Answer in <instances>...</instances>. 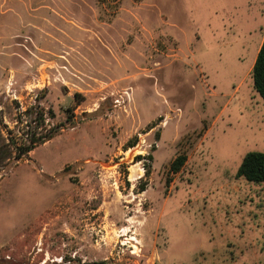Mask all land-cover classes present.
<instances>
[{
    "label": "rangeland",
    "instance_id": "374dc122",
    "mask_svg": "<svg viewBox=\"0 0 264 264\" xmlns=\"http://www.w3.org/2000/svg\"><path fill=\"white\" fill-rule=\"evenodd\" d=\"M263 40L264 0H0V129L55 134L0 167V264H264Z\"/></svg>",
    "mask_w": 264,
    "mask_h": 264
},
{
    "label": "trees",
    "instance_id": "16d2710c",
    "mask_svg": "<svg viewBox=\"0 0 264 264\" xmlns=\"http://www.w3.org/2000/svg\"><path fill=\"white\" fill-rule=\"evenodd\" d=\"M252 77L255 89L264 100V40L252 68ZM31 111V107L20 111L17 120H15V126L19 124L24 116L30 115ZM25 126L28 127V122ZM44 129L45 119L42 109L38 111L37 121L32 130L22 128V132L20 130L16 132L7 129L6 132H3L0 129V167L7 166L13 160L28 156L38 146L55 137L53 132H44ZM186 160L185 155L178 156L171 163V170L173 172L180 171ZM147 173H149V170H147ZM237 176L252 182H264V152H248L238 168Z\"/></svg>",
    "mask_w": 264,
    "mask_h": 264
}]
</instances>
